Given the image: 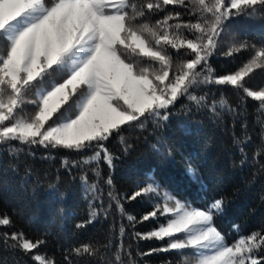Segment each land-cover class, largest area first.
I'll return each instance as SVG.
<instances>
[{"label": "trees", "instance_id": "trees-1", "mask_svg": "<svg viewBox=\"0 0 264 264\" xmlns=\"http://www.w3.org/2000/svg\"><path fill=\"white\" fill-rule=\"evenodd\" d=\"M123 25L155 54L118 44L122 62L154 83L187 75L180 94L165 117L145 112L64 145L2 130L33 118L36 89L63 82L67 69L51 67L19 94L3 82L16 103L0 123V264H186L193 247L154 236L168 216L153 188L209 212L228 244L253 238L264 264V96L251 94L264 92V0H128ZM10 52L0 31L1 75ZM242 71L236 84L220 80Z\"/></svg>", "mask_w": 264, "mask_h": 264}, {"label": "rangeland", "instance_id": "rangeland-1", "mask_svg": "<svg viewBox=\"0 0 264 264\" xmlns=\"http://www.w3.org/2000/svg\"><path fill=\"white\" fill-rule=\"evenodd\" d=\"M260 0H233L238 6ZM128 0H0V31L10 42V57L0 74V123L14 111L16 99L2 95L7 82L18 86L46 76L51 67L67 69L63 82H51L36 89L33 104L39 111L33 118L21 116L3 129L6 136L40 137L64 145L105 137L111 129L132 122L148 112L166 116L176 101L186 76L172 85L154 83L134 75L117 54L118 44L155 54L138 35L125 30L124 9ZM245 71L221 78L236 84ZM22 78L25 81H22ZM77 98L70 111L45 127L54 112ZM254 97L264 92L251 93ZM28 118V119H26ZM100 155L97 153L96 158ZM152 203L165 216L167 225L154 233L157 238L174 237L172 246L194 248L186 264H256L253 238L241 237L228 244L212 224L209 212L197 209L151 189ZM160 192V193H159Z\"/></svg>", "mask_w": 264, "mask_h": 264}]
</instances>
